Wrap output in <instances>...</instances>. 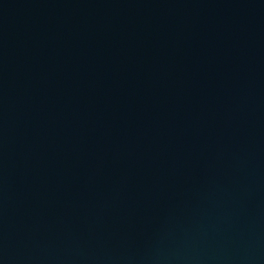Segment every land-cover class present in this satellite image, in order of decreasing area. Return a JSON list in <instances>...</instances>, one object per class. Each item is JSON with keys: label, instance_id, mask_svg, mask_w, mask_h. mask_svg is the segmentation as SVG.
Wrapping results in <instances>:
<instances>
[{"label": "water", "instance_id": "1", "mask_svg": "<svg viewBox=\"0 0 264 264\" xmlns=\"http://www.w3.org/2000/svg\"><path fill=\"white\" fill-rule=\"evenodd\" d=\"M0 264H264V0H0Z\"/></svg>", "mask_w": 264, "mask_h": 264}]
</instances>
